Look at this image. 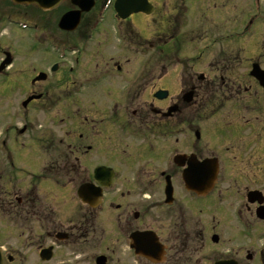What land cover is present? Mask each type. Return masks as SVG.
<instances>
[{
    "label": "flooded vegetation",
    "instance_id": "1",
    "mask_svg": "<svg viewBox=\"0 0 264 264\" xmlns=\"http://www.w3.org/2000/svg\"><path fill=\"white\" fill-rule=\"evenodd\" d=\"M104 1L65 31L80 0H0L29 12L0 19L31 28L22 52L0 56V264H131L137 232L136 264H264V84L252 73L264 37L242 61L260 0L247 26L236 15L225 30L227 0H211L186 31L182 0L158 19L163 3L146 0L149 14L123 20L115 0L100 16ZM147 52L156 61L142 63ZM19 54L35 66L12 71Z\"/></svg>",
    "mask_w": 264,
    "mask_h": 264
},
{
    "label": "rangeland",
    "instance_id": "2",
    "mask_svg": "<svg viewBox=\"0 0 264 264\" xmlns=\"http://www.w3.org/2000/svg\"><path fill=\"white\" fill-rule=\"evenodd\" d=\"M207 1H209L207 3ZM225 1V0H223ZM240 2H237L236 0H227L224 8H222L219 12H215L216 14L219 15V17H223L227 20V23H223V27H225V30H228L230 28L233 27V23H230V21L233 20L234 16H238V18L240 19V21L243 23V25L246 24L247 20H249L248 18H250V15L254 14V9L252 8V0H239ZM182 2V3H181ZM179 3L180 6V10L178 9L177 14L179 15V17H181L179 19V25L181 24V30L186 31L189 29H192V26H196L194 28V30H199L198 29V25L199 22L197 23L196 21L198 20L199 16H209L210 14L214 13L213 11L210 12L208 10V8L211 9V4L213 3V1L211 0H182ZM160 4L163 3V5L159 6V13L154 17L156 19H158L159 15L165 11V8L170 7L171 2L168 0H160L159 1ZM203 4V5H202ZM217 4L219 5L220 2L217 1ZM260 4H261V8L264 7V0H260ZM190 6V7H189ZM4 14H10V15H15V16H21L24 19H28V15L29 12L28 10H21V9H14L11 8L9 6L5 5V2L0 3V16L4 15ZM28 14V15H27ZM26 16V17H24ZM183 16V18H182ZM212 16V15H211ZM104 17L105 19H111L112 18V13L109 9V11L104 13ZM7 19L10 21H22V19L19 18H14L12 17L7 18V17H2L0 19V56H1V50H20L23 49L24 47H27V37L29 36V34L31 33V28H25V29H19L17 28V25H13L12 23H8ZM181 19L183 21V23H181ZM185 20V21H184ZM222 20V19H221ZM188 21V22H187ZM23 22V21H22ZM192 22V23H190ZM106 23V22H105ZM139 23V22H138ZM142 25V23H141ZM205 26V25H203ZM21 28V27H20ZM105 28L108 32H110V36L113 37V42L109 43V46H112L113 43L115 46L119 45V42L116 39V35H115V31L116 29H113L111 31L110 26L108 25V23L104 24L103 27L101 29ZM100 29V30H101ZM142 30V28H140ZM206 30H211V31H218L215 28L211 27L210 25H206ZM139 31V30H138ZM248 31L250 32H256V36L259 37L258 39V43H256V41H254L253 39H251L252 37H248V35H246V38L244 39V44L246 45V50L244 49L242 51V61L243 62H247L249 59L253 60L257 57H260L263 52L261 51V41L262 38L264 37V21H262V19L259 20V22L256 24L255 27H249ZM143 32V31H142ZM144 33V32H143ZM151 30L150 29H146L145 30V34L147 37L150 36ZM111 41V39H110ZM243 44V47H245V45ZM258 46V49L256 48ZM27 57L24 54H19L17 59H16V64L13 67L12 71L16 70V69H29L31 70L35 65L32 64L29 59V62H27L26 64L23 63V59ZM156 61V57L154 55V53H150L147 52L146 54L142 55V63L143 62H154ZM11 78V76L9 77ZM2 88H4L2 85H0V93ZM21 88L22 85H19L17 87V89L15 90V92H12L11 95V99H13L16 96H20L21 95ZM43 89L48 88V86L46 85H42ZM7 94V93H6ZM50 96L53 95H57L58 94V89L57 88H50L49 91ZM69 108L71 110H74V106L73 104H70ZM54 131V130H51ZM133 255L131 256V264H136L133 261ZM142 264V263H141Z\"/></svg>",
    "mask_w": 264,
    "mask_h": 264
},
{
    "label": "water",
    "instance_id": "3",
    "mask_svg": "<svg viewBox=\"0 0 264 264\" xmlns=\"http://www.w3.org/2000/svg\"><path fill=\"white\" fill-rule=\"evenodd\" d=\"M16 4H27L34 2L41 8H46V0H12ZM75 5H78L80 11L70 12L66 14L59 22V28L66 31H73L79 22V17L82 12H88L92 6V0H80V2H74ZM114 9L117 15L121 19H126L131 14H136L140 12L150 13L148 10L149 5L146 0H116L114 4ZM255 77L259 79L261 83L264 82V73L254 68ZM102 170V169H99ZM132 246L134 253L142 257V233H136L132 235Z\"/></svg>",
    "mask_w": 264,
    "mask_h": 264
}]
</instances>
